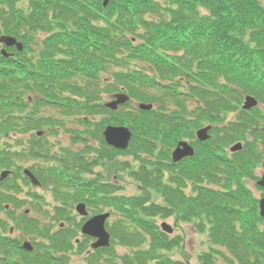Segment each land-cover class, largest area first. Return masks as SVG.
Instances as JSON below:
<instances>
[{"label":"trees","instance_id":"1","mask_svg":"<svg viewBox=\"0 0 264 264\" xmlns=\"http://www.w3.org/2000/svg\"><path fill=\"white\" fill-rule=\"evenodd\" d=\"M104 1L0 0V36L24 44L20 51L8 49L7 57L0 52V168L21 153L48 162L32 169L52 191L54 217L51 209L39 212L52 220L72 222L79 202L94 214L110 207L117 215L108 224L111 245L89 253L88 240L75 244V228L50 235L45 225L51 249L61 254L48 251L32 261L190 264L164 251L182 241L159 226L172 217L207 233L210 248L199 264H264V220L249 187L253 182L261 190L256 182L264 168V0H109L107 7ZM106 73L114 80L105 82ZM120 86L157 107L143 111L133 101L110 111L102 93ZM246 95L260 106L244 110ZM107 113L109 123L134 131L124 152L133 161L120 159L119 165L141 194L117 193L113 184L86 176L117 154L102 137ZM65 117L78 125L68 126ZM208 124L211 137L198 141L196 129ZM37 129L50 137L65 129L74 146L57 147L35 133L30 146L18 138ZM182 138L196 151L174 163L169 151ZM236 142L242 150L230 152ZM1 244L6 249L9 240ZM120 248L127 251L120 254Z\"/></svg>","mask_w":264,"mask_h":264},{"label":"rangeland","instance_id":"2","mask_svg":"<svg viewBox=\"0 0 264 264\" xmlns=\"http://www.w3.org/2000/svg\"><path fill=\"white\" fill-rule=\"evenodd\" d=\"M102 79H109L110 81H113V75L112 73H106L102 76ZM121 87V86H120ZM111 93H102V99L103 101H107L110 98ZM42 114L45 115H54V112L49 111H43ZM66 119L65 122L67 123L68 126L72 127V125L76 124L74 120L69 119L67 117H65ZM61 133V138L58 140V142L56 143L57 147H71V144L73 145V141L70 138V136L72 135L71 132H67L65 129L60 131ZM186 141H191L188 138H183ZM94 146L97 145V143L92 144ZM74 146V145H73ZM76 147H80L82 148L83 145L78 144L75 145ZM79 148V149H80ZM114 159H110L109 161H106V163H104V165H100V166H96L94 167V173L95 176L98 178L103 177L104 179H108L111 181H117L118 183H120L122 186L125 187V191L123 193L127 194V195H136V194H141L140 189H139V183L129 175L128 171L122 170V165H119L120 163V159H122L123 161H131V157L129 155L124 156V154H114L112 156ZM39 163V161H38ZM32 161H26V163H24V166H28L31 165ZM133 165H135L133 163ZM110 166H112V169H110ZM264 173V168H260L258 170V175L261 176ZM249 187L251 188V190L254 192V194L260 198L261 195H263V190H259L255 187L253 182H249ZM46 209H51L52 207H48ZM53 211V210H52ZM14 212L17 214V217H19L18 215H21L23 213V211L16 209L14 210ZM54 214V213H53ZM92 215V211L89 210V216ZM12 216V215H11ZM48 217L47 215L42 216V222L43 224H51L50 221H48ZM8 221H9V217H5ZM14 221H9L10 222V226L15 227L13 232L15 233L14 236L19 237V238H23L24 236V232H22V230L20 229V227L26 225L28 222L25 218L23 219H17L14 216H12ZM117 218V215H113L110 218V222L115 221ZM159 224H162L163 222H167L169 223L172 227H174V233H173V237H182V241L180 243V247H175L173 249L170 250H164L165 253L167 255H169L170 257H173L174 259L177 260H181L184 261V259L188 260L191 264H199V257L200 255L203 254V252L205 251H209L210 248V241H209V237L207 235V233H202L200 230H198L193 223L191 222H185V221H180L177 222L175 221V219L170 218V219H160ZM40 230V229H39ZM40 232V231H38ZM79 235V234H78ZM127 249L125 248H120L119 252L120 254L126 252ZM17 258V257H16ZM18 259V258H17ZM19 259H21V257H19ZM32 264V263H31ZM220 264H229L227 262H223L222 260H220Z\"/></svg>","mask_w":264,"mask_h":264},{"label":"water","instance_id":"3","mask_svg":"<svg viewBox=\"0 0 264 264\" xmlns=\"http://www.w3.org/2000/svg\"><path fill=\"white\" fill-rule=\"evenodd\" d=\"M108 2L109 1L106 0L104 5L106 6ZM0 43H5L7 46L17 45L20 50L23 49V44L21 42H17V39L15 37L9 35H2L0 37ZM129 100H130V96L128 94L124 92H120L114 94L113 99L107 102L105 105L106 107L112 110H117L119 106L126 104ZM258 105H259L258 99H256L254 96L248 95L245 97L243 109L250 110ZM139 107L143 110H150L153 107V105L140 103ZM211 128L212 126L208 125L206 127L197 130L196 132L197 138L200 141H207L210 138L209 132ZM104 136L106 137V140L110 145L119 149H126L128 148L130 141L133 137V132L126 126H108L104 131ZM242 148H243V144L241 142H238L231 147V151L235 152L241 150ZM194 153H195V148L189 142L180 141L177 147L175 148V150L173 151L172 156H173V160L177 162V161H181L186 157H192ZM26 173L31 177L32 181L35 184H38V180L32 173H30L29 171H26ZM5 175L6 173L3 174V176ZM257 184L263 188V196L259 200V209H260V215L264 219V174ZM77 209L82 215L87 214L85 206L83 204L79 205ZM108 217H109V213L97 215L91 218L83 227L84 233L97 238L96 242L92 244L93 248L107 247L110 244V234L105 226ZM163 229L169 233L173 231L172 227L169 226L168 224H163Z\"/></svg>","mask_w":264,"mask_h":264},{"label":"flooded vegetation","instance_id":"4","mask_svg":"<svg viewBox=\"0 0 264 264\" xmlns=\"http://www.w3.org/2000/svg\"><path fill=\"white\" fill-rule=\"evenodd\" d=\"M116 151H117V150H116ZM117 154H123V153H120L119 151H117ZM114 160H115V159H114ZM106 161H109V160L106 159ZM105 163H106V162H105ZM101 165H102V164H101ZM103 165H104V164H103ZM97 166H100V164H98ZM110 169H112V168H110ZM94 177H96V176L94 175ZM96 178H98V177H96ZM98 179H100V180H102V181H104V182L112 183V184H114L117 188L124 187V186H122L120 183H118L117 181H111V180H108V179H104L103 177L98 178ZM16 180H17V181L20 183V185L22 186V191H20L18 194H16V197H17V199L20 201V204H23V207H22V208H19V207H17L15 204L11 203V206H12V207H11V210L14 211V210H16V209H19V210H23L26 214H28V217H29V216H36V217H39V214H40L39 212H40V211L38 210V212H35V211H34V208H32V207L37 206V205H42V204L45 202V200H49V199H50V197H49V195H48V192L45 190V187L43 186V184H41L42 187H43V190H42V191H39V190L35 189L34 187H32V186H31V182L29 183L27 179H24V181H25L26 184L22 181V179H21L20 177H17ZM1 184H2V183H1ZM3 189H5V187H4ZM108 190H109V188L107 189V194H108ZM36 191H38V192H36ZM48 191L52 194V191H50L49 188H48ZM31 192H36V193H38L40 199L35 200L32 196H30V193H31ZM15 214H16V213H15ZM0 215H9V214L6 213V212H4V211L0 208ZM16 215H17V214H16ZM10 221H12V220L10 219ZM10 228H11V227H10ZM12 228H13V227H12ZM74 228H75V229L78 228V227H77V224L74 225ZM12 231H13V230H12ZM40 238L43 239V241H45L46 238H47V234L43 231V232L40 234ZM16 239H17V247H18V249H19V250H23V251H25L26 254H27V256L21 260L20 264H31V263L29 262L28 255H29L30 252H32V251L34 250V248H35V244H34L32 241H30L31 244H32V247H33V249L30 250V245H28V243L26 242V240H28L29 238H28V239H27V238L21 239V238L17 237ZM28 241H29V240H28ZM16 255H19V254H16Z\"/></svg>","mask_w":264,"mask_h":264}]
</instances>
